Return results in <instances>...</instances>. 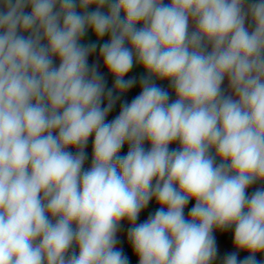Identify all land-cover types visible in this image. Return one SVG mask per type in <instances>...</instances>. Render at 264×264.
<instances>
[{
  "label": "clouds",
  "instance_id": "9594fccd",
  "mask_svg": "<svg viewBox=\"0 0 264 264\" xmlns=\"http://www.w3.org/2000/svg\"><path fill=\"white\" fill-rule=\"evenodd\" d=\"M98 47L112 88L88 63ZM134 62L141 91L106 122ZM257 182L264 0H0V264H129L124 220L139 264H213L229 229L223 264H264Z\"/></svg>",
  "mask_w": 264,
  "mask_h": 264
},
{
  "label": "trees",
  "instance_id": "16d2710c",
  "mask_svg": "<svg viewBox=\"0 0 264 264\" xmlns=\"http://www.w3.org/2000/svg\"><path fill=\"white\" fill-rule=\"evenodd\" d=\"M169 0H165V3H168ZM97 57H99V51H96L95 54H92L89 56L88 58V63L89 64H94L96 63V59ZM103 62V61H102ZM105 68V67H104ZM105 84H106V88H112L113 87V76L111 74H109L105 68ZM165 90H167L169 92L170 98L171 100H175V93L174 91L170 88V87H165V86H159ZM141 91V87H140V83L139 80H137L136 84L126 93L124 94H119V99L116 101L113 110L109 113V115L106 117V122L107 121H111L113 120L116 116L119 115V112L121 110V105L125 102H131V100L133 98H135L137 95H139ZM106 105V101L105 103L102 105L105 106ZM93 140H94V136L89 138L87 147L85 149L86 153H87V159L85 161L84 164V168L88 169L91 167V162H92V146H93ZM144 148L147 150L150 148V144L148 142L144 143ZM170 148H178L179 145L177 143H173L169 146ZM70 151H75V149H69ZM128 151V145L125 144L119 155H126ZM217 163H219V160H217ZM257 188H264V182H257L255 184H253L252 186H250L246 192L248 195H251ZM195 201H190L189 204L186 206L185 208V217L187 218L188 216V210L194 205ZM150 204H156L158 205L155 200H152L149 202ZM148 205V206H149ZM148 206L141 211L138 220L141 222H144L145 220H147V218L149 217L148 213H147V208ZM137 223V222H136ZM121 225H126L130 227V224L124 220L121 222ZM221 235L223 236L224 241L234 250V252H237V249L233 246V234H234V229H229V230H225V231H220L218 230ZM118 250H121L123 255L126 256L128 258L129 264H139V258L138 256L134 253L133 248L131 246V243L129 242V240L124 243ZM78 251V250H77ZM249 255V253L247 251H238V260H243L245 259L247 256ZM256 259L257 261H259L261 259V253L256 255Z\"/></svg>",
  "mask_w": 264,
  "mask_h": 264
},
{
  "label": "rangeland",
  "instance_id": "374dc122",
  "mask_svg": "<svg viewBox=\"0 0 264 264\" xmlns=\"http://www.w3.org/2000/svg\"><path fill=\"white\" fill-rule=\"evenodd\" d=\"M92 10V9H90ZM108 39L107 36H105V38L103 40H100V41H97V38L95 37V35L91 32V31H88L86 33V35L83 37L81 43H84V44H89V43H97L98 45L101 44V43H104L106 42ZM97 50H99V47L97 48ZM133 73H136L138 75V77H136V79L140 78V76H144V75H147L144 71V69L137 65L135 62H134V65H133V68L132 70L128 73L127 76H132ZM126 76V77H127ZM156 83V85H158V81L155 80L154 81ZM113 84H114V80H113ZM159 208V205H156V204H150L147 208V213L148 215L150 214H154L155 211ZM137 223H140L139 220H137ZM129 228V226H127ZM127 227H123L121 229H127ZM123 231V230H122ZM213 235L215 236V239H216V246H217V256H216V259L215 261H213V264H223V259L224 257L230 253L229 251V248L228 246L224 243V240L221 236V234L218 232V230H214L213 232ZM232 253V252H231ZM261 257L262 259L260 260V262H264V253H261Z\"/></svg>",
  "mask_w": 264,
  "mask_h": 264
},
{
  "label": "crops",
  "instance_id": "0c3cea01",
  "mask_svg": "<svg viewBox=\"0 0 264 264\" xmlns=\"http://www.w3.org/2000/svg\"><path fill=\"white\" fill-rule=\"evenodd\" d=\"M142 25H137V27H141ZM97 51H99V50H97ZM99 63V65H100V67H99V71L101 72V73H103L104 74V76L106 75V72H105V68H104V66H103V62H102V60L100 59V57H97V59H96V63ZM56 64H57V66H58V61H56ZM130 77H138V75L136 74V73H133L132 74V76H127V77H125V79H128V78H130ZM141 77V76H140ZM137 80H139L138 78H137ZM158 81V85L157 86H165V87H170V85H169V82L168 81H161V80H157ZM222 87L223 88H227V80L225 81V83L222 85ZM171 88V87H170ZM126 225H121L120 226V229H119V231L117 232V240L119 241V243L116 245V249L118 250L124 243H126L127 241H128V238H127V233H128V227H127V229H121V228H123V227H125ZM123 230V231H122ZM219 232V231H218ZM220 233V232H219ZM221 234V233H220ZM222 236V235H221ZM222 238H223V236H222ZM224 240V239H223ZM224 243L228 246V248H229V251H230V253L231 252H234V250L224 241ZM261 259H262V257H261ZM260 259V260H261ZM259 260V261H260Z\"/></svg>",
  "mask_w": 264,
  "mask_h": 264
}]
</instances>
